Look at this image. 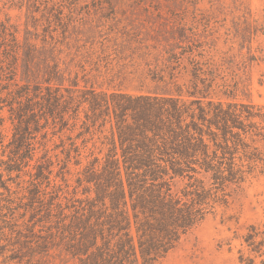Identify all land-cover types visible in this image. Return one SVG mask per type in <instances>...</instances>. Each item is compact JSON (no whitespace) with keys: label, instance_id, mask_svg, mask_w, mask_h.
<instances>
[{"label":"trees","instance_id":"16d2710c","mask_svg":"<svg viewBox=\"0 0 264 264\" xmlns=\"http://www.w3.org/2000/svg\"><path fill=\"white\" fill-rule=\"evenodd\" d=\"M21 48L0 11V264H161L264 168V105L236 99L203 42L139 92L18 79ZM242 238L264 264V231Z\"/></svg>","mask_w":264,"mask_h":264},{"label":"rangeland","instance_id":"374dc122","mask_svg":"<svg viewBox=\"0 0 264 264\" xmlns=\"http://www.w3.org/2000/svg\"><path fill=\"white\" fill-rule=\"evenodd\" d=\"M0 11L21 43L18 79L44 82L52 73L56 85L155 90L160 86L148 78L149 68L165 67L181 45L203 42L220 67L219 81L238 83L236 99L264 105V60L257 49L264 36L252 34L254 26H264V0H0ZM76 179L70 177L71 190ZM228 191L227 202L161 264H245L240 255L250 251L242 237L251 225L264 231V168Z\"/></svg>","mask_w":264,"mask_h":264}]
</instances>
